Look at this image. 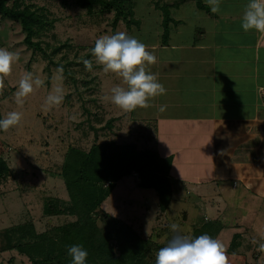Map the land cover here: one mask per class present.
<instances>
[{"label":"rangeland","instance_id":"obj_1","mask_svg":"<svg viewBox=\"0 0 264 264\" xmlns=\"http://www.w3.org/2000/svg\"><path fill=\"white\" fill-rule=\"evenodd\" d=\"M8 1L10 6L17 3L46 9L53 26L34 40L39 41L45 50L46 56H43L41 52H36L25 44L26 34L18 22L5 20L0 16V48L18 52L20 55L19 61L13 66L12 74L5 80L6 89L0 95V107L3 118L11 111L23 113L18 126L7 132L0 131V157L7 162L12 173L7 183L0 186V233L14 226L33 223L37 232L42 234L75 221L74 217L50 218L43 214L45 201L69 200L60 177L65 154L70 147L89 151L96 143L115 140L118 143H137L141 149L157 150L163 158L173 157V197L165 212L160 209L157 192L140 187L142 177L138 174L117 182L101 207L112 219L131 225L144 239L157 245L158 248L154 247L152 250L154 258L158 250L166 246L176 234L170 227L173 223L179 225L180 234L195 238L196 230L205 223L216 222L222 225L224 218L238 227V230L231 228L232 231L224 232L226 226L223 224L224 228L217 233L221 237L216 235L226 247L229 264H264V252L258 250L260 244H264V227L251 231L250 228L254 227L243 209L246 204L238 206V202L246 200L245 194H241V187L234 193L227 192L229 194L224 196L226 199L220 200L217 198L218 191L213 190V186L206 185L205 179L208 176L196 171L199 165H188L190 168L195 167L189 181L187 179L186 182L185 173L181 174V162L184 158L190 162L188 164L197 162L194 161L195 158L187 157V154L194 150L190 143L193 138L197 139V128L202 129V124L198 122L197 128L188 129L191 141L189 143L182 136H178L180 131L176 132V128L160 122L165 120L166 114L156 109L158 100L156 105L150 103L149 108H137L131 112H125L110 100H104V96H111L113 87L126 85L117 74L105 73L90 51L95 40L102 35L125 32L138 39L157 58V62L149 66L151 73L157 75L158 82L165 88L168 87L167 83L173 87L171 92L168 91L170 94L167 92L160 96L166 100L168 95V99L173 100L163 102L160 107L172 108L178 101L183 108L195 112L197 99L185 98V93L197 90L198 85L194 84V78H190L201 71L197 60L207 63L209 59L202 52L168 51L162 44V38L167 21L170 27V43L174 37V42L178 43L183 35L192 31L198 18L211 14L206 0H132L131 16L128 17L129 23L132 22L131 27L123 19L114 27V11L101 14L98 7L93 14H89L87 10L77 6L76 0ZM228 2L230 4L233 1ZM195 35H202V31L196 29ZM167 56L175 57L177 65L166 67ZM85 59L93 61L91 72L83 65ZM60 65L64 66V79L56 81L55 69ZM25 72L39 75L45 83L26 98L23 106H18L13 91H16L18 81ZM57 83L62 84L65 99L61 105L45 110L43 105L46 97ZM262 109L264 111V107ZM110 123L112 129H108ZM227 126L220 128V135H212V140L218 143L220 140L224 141L223 144H215L212 153L209 150L192 153L197 155L198 160L213 156V167L217 172L223 169L224 174L238 171L235 167L227 168L224 164L228 158H233L236 144H256L257 151L261 148V144L256 141L257 137L249 140L252 138L250 128ZM248 152L247 150L238 159L249 160L251 156ZM254 155L257 160L255 149ZM259 157L258 160L264 163V150L260 151ZM108 185L109 183L106 187ZM199 196L203 203L206 201L205 205L200 204ZM213 198L217 207L215 217H219L209 221L205 215L208 209L206 205ZM248 210L250 212L251 208L248 207ZM243 226H246L247 231L250 230L246 233L249 237L244 238V242L241 239L240 245L230 251L234 236L237 232L244 231L241 229ZM2 240L3 236L0 234V248L3 245ZM0 264L31 262L28 257L16 251H0Z\"/></svg>","mask_w":264,"mask_h":264},{"label":"trees","instance_id":"obj_2","mask_svg":"<svg viewBox=\"0 0 264 264\" xmlns=\"http://www.w3.org/2000/svg\"><path fill=\"white\" fill-rule=\"evenodd\" d=\"M131 3L132 0H76L77 6L89 14H93L98 7L101 14L114 11V27L120 19L132 26L128 20ZM0 16L18 22L26 34L25 44L46 56L41 43L34 41L53 26L46 9L17 3L10 6L8 0H0ZM169 36L167 21L162 38L164 47L168 44ZM0 119H4L1 107ZM108 129H112L111 123ZM138 146L137 143L111 140L96 143L89 151L70 147L60 174L69 200L45 201L43 214L50 218L74 217L75 221L42 234L37 232L33 223L6 229L0 233L3 236L0 251H16L28 257L31 264H72L68 248L82 245L88 252L86 264H155L152 250L158 246L144 239L131 225L112 219L101 208L117 182L138 174L142 177L140 187L154 189L159 196L161 211L168 209L173 197V157L163 158L157 150ZM11 174L7 162L0 157V186L7 183ZM222 228L223 224L208 222L196 230L195 237L208 234L217 238ZM240 239L239 234L234 236L230 251L240 245Z\"/></svg>","mask_w":264,"mask_h":264},{"label":"crops","instance_id":"obj_3","mask_svg":"<svg viewBox=\"0 0 264 264\" xmlns=\"http://www.w3.org/2000/svg\"><path fill=\"white\" fill-rule=\"evenodd\" d=\"M228 1L233 2L229 4ZM248 3L249 0H220V11L218 13L211 11L208 17L198 18V22L192 31L183 35L178 43L174 42L175 37L171 43L168 41L169 43L165 46L168 51L202 52L208 57L209 61L203 63L197 60L201 71L196 76L190 77L194 78L193 80L196 82L194 84L198 85L197 90H192L189 94L187 91L185 93V98L197 99L196 113L192 110L190 112L188 108H183L177 101L175 107L165 108L167 109L164 110L166 121L160 122L168 127L176 128V132L180 131L178 136H182L189 143L191 141L189 140L190 131L188 129L191 127L197 128L198 122L202 124V129L197 128V139L193 138L190 143L194 150L187 154V157L195 158L194 161L197 162L188 164L190 162H187L184 158L181 162V169L183 168L181 174L184 175L185 173L187 182V179L189 181L191 173L195 170V167L190 168L188 165H199L196 171H201L203 175L208 176L205 179L207 181L206 185L213 186V190L218 191L220 198L218 196L217 198L220 200L226 199L224 196L229 194L227 192L234 193V191H239V187H241V194H245L246 200L238 202V206H240L239 204H246L243 209L246 212V217L251 219L250 223L254 227L250 228L252 231L264 227L262 225L264 223V169L262 170L264 163L258 160L260 159V157L258 158L260 151L264 150V111L262 109L264 101L261 93L264 88V32L256 30L245 32L242 29V16ZM196 29L202 31V35L194 36ZM165 64L166 67L173 66V64L177 65L176 58L167 56ZM167 84L166 94L168 91L171 92L173 88L170 87L169 83ZM170 92L168 93L170 94ZM166 97V100H163L160 96L155 97L149 103L156 105L158 100L159 103L156 105V109L161 111L160 105L163 102L173 100L172 98L168 99V95ZM157 110L154 111L158 112ZM225 126L233 128L248 127L250 128V131L248 130L250 137H252L249 140L257 137V143L261 144L258 151L256 150L257 145L248 144V141H246L248 145L236 144L233 158H228L224 164L227 165V168L235 167L238 171H232L228 174H224L223 169L217 172L213 167V156L198 160L197 155L192 154L194 151L199 150H209L212 153L213 146L223 144L224 141L220 140L218 143L212 140V135H220L222 133L220 128ZM254 149L257 160L254 157ZM247 150L249 151L248 155L252 157V161H250L251 157L249 160L244 161L238 159ZM217 159L220 158L217 157ZM209 188L212 189V187ZM237 195L239 196V194ZM199 197L201 201V196ZM233 198H236L235 195ZM200 204L203 206L206 201L204 203L201 201ZM208 204L206 205L208 209L205 211L207 212L205 215L208 217L206 219L214 221L219 217H215L217 207L214 198ZM248 207L251 208L250 212ZM219 220L222 222L220 218ZM223 220L222 223L226 226L224 232L226 230L232 231L231 228L238 230L235 224L227 222L228 219L223 218ZM239 222L241 221L239 220ZM241 229H244V231L235 233L239 234L244 242V238L249 237L246 233L250 230L247 231L246 226ZM220 237L218 236V238Z\"/></svg>","mask_w":264,"mask_h":264},{"label":"clouds","instance_id":"obj_4","mask_svg":"<svg viewBox=\"0 0 264 264\" xmlns=\"http://www.w3.org/2000/svg\"><path fill=\"white\" fill-rule=\"evenodd\" d=\"M213 13L220 11V0H206ZM241 27L245 32L256 30L264 32V0H249L246 5ZM95 62L102 66L105 73H115L122 78L126 87L115 86L111 89V96L103 99L110 102L125 112L137 108H149V101L155 97L166 95L163 84L158 82V77L152 74L149 66L157 62V58L148 46L125 32L112 35H102L95 40L94 47L90 50ZM20 59L18 52L0 48V95L6 89L5 80L12 74L13 66ZM85 69L93 70V61L83 60ZM64 66L55 69L54 79L62 81ZM44 80L32 72H25L18 81L14 93L15 103L23 106L27 97L37 89L44 86ZM65 90L61 83L53 86L43 105L45 110H51L63 103ZM166 106H161L164 111ZM23 113L11 111L4 119H0V131L7 132L10 128L20 124ZM173 233H176L170 242L160 248L156 253L155 264H229L226 247L218 238L208 234L190 237L180 234L179 225L173 223ZM259 251L264 252V244H260ZM68 255L72 264H86L88 252L82 245H73L68 248Z\"/></svg>","mask_w":264,"mask_h":264},{"label":"built area","instance_id":"obj_5","mask_svg":"<svg viewBox=\"0 0 264 264\" xmlns=\"http://www.w3.org/2000/svg\"><path fill=\"white\" fill-rule=\"evenodd\" d=\"M261 93H262V98H263V101H264V88L262 89Z\"/></svg>","mask_w":264,"mask_h":264}]
</instances>
